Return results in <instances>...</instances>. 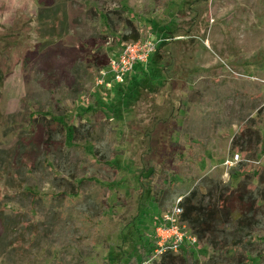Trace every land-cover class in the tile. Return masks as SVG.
Masks as SVG:
<instances>
[{
    "label": "rangeland",
    "instance_id": "1",
    "mask_svg": "<svg viewBox=\"0 0 264 264\" xmlns=\"http://www.w3.org/2000/svg\"><path fill=\"white\" fill-rule=\"evenodd\" d=\"M134 27L158 55L141 80L97 86ZM164 163L179 191L248 182L263 197L264 171L241 167L264 163V0H0V264L141 251L159 209L139 173Z\"/></svg>",
    "mask_w": 264,
    "mask_h": 264
},
{
    "label": "trees",
    "instance_id": "2",
    "mask_svg": "<svg viewBox=\"0 0 264 264\" xmlns=\"http://www.w3.org/2000/svg\"><path fill=\"white\" fill-rule=\"evenodd\" d=\"M159 31L163 29L159 28ZM142 37V31L134 27L133 33L126 30L117 39L126 44ZM159 50L160 47H156L150 62L153 56L158 55ZM68 137L73 142L74 127L68 128ZM260 142L262 143V140ZM188 154L195 158H202L201 154L198 155L193 148L189 149ZM161 170L162 174L159 173L161 175L154 179V182L147 186L142 184ZM161 170L146 167L139 173L143 192L153 197L155 206L159 209L157 213L150 216L153 228L161 222L164 212L168 209H165L167 198L171 199L173 195H177V198L181 195L184 209L182 219L191 232L198 237L199 243L195 245L186 243L177 255L167 252L153 259L155 238L153 235H144L143 230L137 227L142 250L138 251L135 246L132 252L123 254L118 262H110V264H143L144 262L147 264H199V250L204 246L208 247L210 253L212 251L211 257H203L208 264H215L219 256L224 257L223 261H226V264H264V194L263 197H259L256 193L257 188L255 190V186L251 187V183L248 184V182H239L236 187H233L228 184L222 185L218 183L219 181L211 185L209 183L214 182L205 179L200 180L199 186L191 192H182L176 187V180L171 176L167 164H162ZM241 171L245 172L244 177H250L252 174L264 171V163H259L252 171L241 167ZM175 201L176 199L172 201L173 204ZM138 218L139 215L132 219L134 225H138L136 223Z\"/></svg>",
    "mask_w": 264,
    "mask_h": 264
},
{
    "label": "built area",
    "instance_id": "3",
    "mask_svg": "<svg viewBox=\"0 0 264 264\" xmlns=\"http://www.w3.org/2000/svg\"><path fill=\"white\" fill-rule=\"evenodd\" d=\"M155 39L142 38L127 42L120 53L111 58L109 65L100 69L96 77L97 86L112 89L116 83H124L135 69L136 64H146L156 51ZM241 160V153L234 157L227 158L225 164L232 166ZM183 196L177 198L175 203L168 208L154 228L155 249L152 258H157L164 253H179L181 247L186 243L198 244V237L191 232L187 224L182 219ZM143 264H147L144 262Z\"/></svg>",
    "mask_w": 264,
    "mask_h": 264
},
{
    "label": "crops",
    "instance_id": "4",
    "mask_svg": "<svg viewBox=\"0 0 264 264\" xmlns=\"http://www.w3.org/2000/svg\"><path fill=\"white\" fill-rule=\"evenodd\" d=\"M149 66V64L148 63H146V64H141V63H138V64H136V66H135V69H136V71H135V73H134V75L131 77V78H129V80H131L132 82L135 80L136 82L138 81V80H141L142 78L139 76V74H141L140 73V70H145L147 67ZM115 86L116 87H121L122 88V84H120V83H116L115 84ZM114 86V87H115Z\"/></svg>",
    "mask_w": 264,
    "mask_h": 264
}]
</instances>
